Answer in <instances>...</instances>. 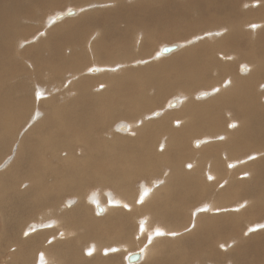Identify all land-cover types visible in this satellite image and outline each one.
<instances>
[{
    "label": "bare ground",
    "instance_id": "obj_1",
    "mask_svg": "<svg viewBox=\"0 0 264 264\" xmlns=\"http://www.w3.org/2000/svg\"><path fill=\"white\" fill-rule=\"evenodd\" d=\"M73 1L67 15L55 14L62 0H0V154L15 145L0 169V264H117L125 254H108L121 249L133 250L127 264H203L197 248L211 237L228 263L254 264L244 258L262 252L245 241L264 231L252 224L264 215V0ZM98 5L111 7L82 14ZM159 31L170 42L157 52ZM166 45L176 48L162 54ZM173 93L176 108L157 109ZM124 118L120 133L134 136L111 138L109 120ZM234 222H252L248 234L222 239Z\"/></svg>",
    "mask_w": 264,
    "mask_h": 264
},
{
    "label": "rangeland",
    "instance_id": "obj_2",
    "mask_svg": "<svg viewBox=\"0 0 264 264\" xmlns=\"http://www.w3.org/2000/svg\"><path fill=\"white\" fill-rule=\"evenodd\" d=\"M70 1L71 0H62V3L60 4L61 6L55 11V14H56V12H62V11H65V10H68V8H77L78 6L76 5V2L75 1H73L72 0V2L70 3ZM127 2H129V0H126ZM244 1H246V0H244ZM243 1V2H244ZM258 1V0H257ZM187 3V2H186ZM187 4H189V3H187ZM257 6V4L255 5V7ZM109 7H111V5H107V6H103V5H98V6H96L95 8L94 7H91V8H89L88 10H85L84 12H82V14L83 13H88V12H92V11H96V9H105V8H109ZM251 6H249V8H250ZM80 8V7H79ZM71 9H69V10H71ZM73 10V9H72ZM81 10H82V8H81ZM81 10H79V13H81L80 11ZM245 9H243V11H244ZM50 14H54V12H50ZM47 15H48V13H47ZM73 15V14H72ZM77 16V15H76ZM75 16V17H76ZM264 17V13H260V15H258V17L259 18H262V17ZM77 17H79V16H77ZM258 17H256V18H258ZM69 19H67L66 21H68ZM165 25V24H164ZM55 27V26H54ZM58 27V26H57ZM56 27V28H57ZM50 28H53L52 26L50 27ZM199 28H200V26L198 25L195 29H194V31L193 32H191V34H192V36L193 35H197L198 34V32H197V30H199ZM39 31V30H38ZM38 31H36V32H38ZM221 31H222V29H221ZM35 32V33H36ZM75 32L74 31H72V30H65V32H64V34L62 35L63 37V40H64V38H65V40L68 38V34H74ZM158 34H159V37H158V39H156L157 41H160V40H162V35H163V33L161 32V31H159L158 32ZM65 36V37H64ZM47 37V35L45 36V38ZM44 38V39H45ZM199 37L198 36H196V37H194V40H196V39H198ZM207 38V37H206ZM208 39V38H207ZM164 40V42H162V41H160V42H156L157 43V45H156V47H155V51H156V49H157V52H159V49H160V47H161V45H162V43L163 44H167V43H169L170 41H165V40H168V39H166V38H164L163 39ZM201 41H203V40H201ZM174 42H182L181 40H176V41H174ZM37 43V42H36ZM160 43V44H159ZM198 43H200V42H198ZM160 46H159V45ZM196 45H198V44H196ZM48 47L49 48H52V47H50V43H48V44H46L44 47H43V49L45 50V48H46V50L48 49ZM154 51V52H155ZM178 52V51H177ZM176 52V53H177ZM175 53V54H176ZM153 54V53H152ZM153 55H150L149 57H147L145 60H148L149 58H151ZM169 57H171V56H166V57H164V58H161V60H159V61H162V60H164V59H167V58H169ZM153 59H155V58H151V59H149L148 61H147V63H145L144 65H149V64H151V62H153V61H156L157 59H155V60H153ZM86 60H89V58L87 59L86 58ZM135 65V66H134ZM92 66H93V64H92ZM139 66H142V65H138L137 64V66H136V64H133V68L134 67H139ZM91 67V65H88V66H86V67H84V69L86 70V72H87V69L88 68H90ZM244 67H246L245 65H243L242 67H241V69L242 68H244ZM246 69H247V67H246ZM88 73V72H87ZM245 73H247V72H245ZM244 73V74H245ZM89 74V73H88ZM104 74V73H103ZM70 77H67L66 78V80H68ZM97 87V89H101L99 86H96ZM212 88V87H211ZM216 88H220V86L218 85V86H216ZM210 90V87L208 88V87H204V86H202V88L200 87L199 88V90H198V92H196L195 93V95L197 94V93H200V91H209ZM211 91H214L213 89L211 90ZM210 91V92H211ZM174 99H178V96L177 95H175L174 93H173V95L172 94H170L169 95V98L166 100V98L164 99V100H162L161 102H160V107L159 108H157V109H161V110H163V113H168V112H170V109L169 108H167L168 106H166V104L167 103H169L170 101H173ZM196 99V98H195ZM209 99V98H208ZM166 100V101H165ZM170 100V101H169ZM196 101H199V102H201V101H203V100H197L196 99ZM176 107H174L173 109H175ZM155 111V110H154ZM147 115H149L148 113H147ZM144 116V115H143ZM183 116L182 115H180V116H178V117H176L175 118V120L176 119H180V118H182ZM144 118H145V116H144ZM174 118V117H173ZM129 121V118H124V119H114V120H109V124L110 125H112V126H109L108 127V130H109V134H110V130L112 129L113 130V132H111L112 133V137L111 138H113L114 136L116 137L115 139L116 140H128V139H130V137H132V136H134V133L133 134H131V136L130 135H122L121 133H120V131H119V129H118V123L119 122H123V123H127ZM141 121V117H139L137 120H136V123H139ZM153 120H150V122H152ZM234 123H237V125L236 126H238L239 124H238V122H236V121H233ZM174 126H178L177 124H173ZM128 130H126V131H122V132H127ZM198 138H200V136L198 137ZM189 142H190V140H189ZM191 143V142H190ZM189 143V145L190 146H192V143L190 144ZM152 145V147L154 146V142L151 144ZM14 146L15 145H13V143H12V140L10 141V145H9V147H8V151L4 154V153H1L0 154V166H3V167H1L0 169H2V168H4V167H6V165H5V161L7 160V159H12L13 158V150H14ZM194 146V145H193ZM10 150V151H9ZM9 152V153H8ZM193 157H195V155H193ZM199 157H207L206 155H204V156H199ZM234 159V158H233ZM234 161H237L236 159L234 160ZM3 163V164H2ZM205 165V163H203V166ZM9 167V166H8ZM8 167H6L5 169H9ZM184 170H185V174L186 175H188L189 177H191V178H195V177H197V182H199V183H207V181L205 180V178H204V176L203 175H201V173L200 172H197V173H189L185 168H183ZM187 169H188V166H187ZM189 170V169H188ZM6 171V170H5ZM230 173L229 174H231V172L232 171H229ZM247 177L246 178H248V177H250L248 174L246 175ZM145 177H149V175H146V176H142V178H145ZM141 179V177H139V178H137V179H135L134 181H133V184L134 183H137L139 180ZM162 180V177L160 176L159 178H158V180H157V183H159L160 181ZM156 180L154 179L152 182L154 183ZM140 182H142V181H139L138 183H140ZM94 183H95V181L93 180L92 181V184L94 185ZM195 183V182H194ZM224 185H226V182H223L222 184L220 183V185H219V187L217 188V190L218 191H220L222 188H221V186H224ZM140 186V184H138V187ZM192 187V186H191ZM190 186H187V189L188 190H192L194 187H195V184H194V186L191 188ZM135 188V187H134ZM220 188V189H219ZM87 187H85V192H87ZM111 189V188H110ZM150 189H151V187H149L146 191H150ZM213 189H214V187H213ZM225 189V188H224ZM112 190H114V189H112ZM218 191H215L216 193L214 194V193H212L214 196H216L217 195V192ZM88 194H89V192H88ZM213 195H211V196H208L207 198H206V202H203L202 204V206H203V209L205 210L207 207H205L206 206V204H207V200H208V198L209 197H212ZM69 197H71V195H68ZM69 197H67V198H69ZM97 199V198H96ZM145 199H146V197H145ZM145 199H144V202H145ZM30 200V199H29ZM32 201V200H31ZM143 202V203H144ZM88 204H90L89 202H88ZM137 204V203H136ZM244 203H242V205H243ZM94 205V204H93ZM137 205H141V204H137ZM153 203L151 202V201H149L148 203H146L144 206H142V207H138V208H135V209H139V213H142L141 215H143L144 214V212H146V211H150V212H153ZM199 205V206H198ZM198 205H196L197 207V209H199V207H202V206H200V204L198 203ZM245 206L247 205V203H245L244 204ZM83 207H84V209L85 210H87L88 211V213H89V218L91 219L92 218V215L94 216V218L96 217L97 218V214L95 213V211H94V213L95 214H93V212L91 211L92 209L89 207V206H87L86 204H83ZM242 207H244V206H242ZM90 208V209H89ZM94 208V207H93ZM221 210H226L225 211V214H224V212H223V214H222V212L221 213H219V211H215V212H218V213H216L215 214V212H210L209 211V213L212 215V218H209V220L208 221H206L205 222V235H207L209 232H211L212 230L210 229V224H211V222L212 221H214V216L216 215V217H219V214H220V216L221 215H225V218H226V216H228V217H230L231 216V214H229V212L230 211H228V210H230L229 208H223V209H221ZM154 214V213H153ZM213 214H214V216H213ZM97 215V216H96ZM105 215V214H104ZM104 215H101V216H104ZM207 215H209V214H207ZM160 216H162V215H160ZM99 217V216H98ZM164 217V216H163ZM227 217V218H228ZM222 220L223 219H225L224 217H220ZM98 219V218H97ZM100 219V218H99ZM156 219H160V220H163L165 223H168V221L167 220H165V217H164V219L163 218H161V217H155L154 216V220H156ZM0 220H1V217H0ZM159 221H157V223H158ZM252 222H254V223H252ZM252 222H247V225L244 227V225L246 224V222H244V223H242V226H237V224H236V222H234V223H226V225L224 224V227H223V229H224V237L222 238V239H227V238H229V237H231V236H233V235H236V234H240L241 233V231H243L244 230V232H246L247 230H248V228H249V224L251 225V223L252 224H258V223H264V215H262L261 217H259L258 218V216H257V219L255 218V220H253ZM129 223V222H128ZM0 224H1V222H0ZM3 225V224H2ZM248 226V227H247ZM154 228H157V230H159L160 229V231H161V228H159L158 226H156V227H154ZM135 229V227H133L132 229H131V232H130V236L131 237H133L132 236V232H133V230ZM138 229H139V231H140V228H139V226H138ZM0 230H1V227H0ZM157 230H154L156 233H157ZM90 231H93V230H91L90 229ZM60 232V231H59ZM62 232V231H61ZM256 232V231H255ZM262 233H264V231H261ZM261 232H257V233H255V234H252V235H250L247 239H246V241H245V243H251V244H255V246L258 248V249H260V250H262V252H260V253H256L253 249H251V248H248V250H247V258L245 257L244 258V260L246 261V260H250V262L254 259V257H258V258H256L255 259V261H254V264H259V263H261L262 264V261L264 260V237H259V236H256V235H258L259 233H261ZM137 231H135V233H134V235L136 236L137 235ZM247 234H248V232H246ZM251 233H253V232H251ZM63 234V233H62ZM149 236V235H148ZM147 236V241L146 242H149L150 241V238ZM136 237H138V235L136 236ZM165 239H168V238H165ZM217 239L215 238H208V239H206V241H208V243H206V241H204V242H202V243H200V245L198 246V248H197V256L202 260V263L203 264H206V261H207V259H211V260H213L214 262H216L217 264H237L236 263V261H234V262H227L228 261V258L226 257L227 255H228V253H227V250H224L223 251V248L221 247V246H217V241H216ZM225 241H222V242H220V245H221V243H224ZM114 243V242H113ZM113 243H110V244H107V245H105V249H110L111 248V246L113 245ZM94 247H95V242L94 241H92V243H91ZM18 245H20V243L18 242L15 246H18ZM233 246H231V249H236V244H232ZM76 246V248L77 249H79V250H81V247L79 246V245H75ZM83 246V245H82ZM203 246H204V248H203ZM87 247V246H86ZM110 247V248H109ZM82 248H84V246L82 247ZM144 249V245H141L140 247H138L137 249ZM89 249V248H88ZM137 249H135V250H137ZM250 249V250H249ZM255 249V248H254ZM173 250H175V249H173ZM121 251V252H120ZM118 250V251H110V253L108 254L109 256H112V255H120V254H122V255H124L125 254V257H123L122 255V258H120L118 261H117V264H127V260L125 259L126 258V255L129 253V252H131V251H133V250H124V249H121V250ZM126 251H127V253H126ZM240 251V250H239ZM219 252H221L222 253V255H219ZM95 255V254H94ZM101 255L102 256H108V255H105V254H103V251H102V253H101ZM85 256H86V254H85ZM87 257V256H86ZM260 258V259H259ZM176 259H177V256H175V257H173V258H171V263L172 264H174V263H176ZM195 259V257L194 256H191V258H190V260H189V264H192V262H193V260ZM219 260H221V261H219ZM148 262V257H146V258H144V260H141L140 262H138L137 264H145V263H147ZM245 264H249L248 262H244ZM136 264V263H135Z\"/></svg>",
    "mask_w": 264,
    "mask_h": 264
},
{
    "label": "water",
    "instance_id": "obj_3",
    "mask_svg": "<svg viewBox=\"0 0 264 264\" xmlns=\"http://www.w3.org/2000/svg\"><path fill=\"white\" fill-rule=\"evenodd\" d=\"M72 14H74V11H73V10H69V11L67 12V15H72ZM59 17L61 18L62 15H60ZM59 17H58V18H59ZM175 48H176L175 45H166V46H163L162 49H161V53H162V54L170 53V52H172ZM171 106H172V107L176 106V102L173 101V102L171 103ZM139 255H140L139 253L130 254V255H129V261H130V262H134V261H136V260L139 258Z\"/></svg>",
    "mask_w": 264,
    "mask_h": 264
},
{
    "label": "snow or ice",
    "instance_id": "obj_4",
    "mask_svg": "<svg viewBox=\"0 0 264 264\" xmlns=\"http://www.w3.org/2000/svg\"><path fill=\"white\" fill-rule=\"evenodd\" d=\"M189 167H190V165H189ZM164 233L163 232H161L160 230H157V235H163ZM173 235H175V233H173Z\"/></svg>",
    "mask_w": 264,
    "mask_h": 264
}]
</instances>
